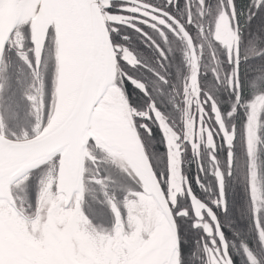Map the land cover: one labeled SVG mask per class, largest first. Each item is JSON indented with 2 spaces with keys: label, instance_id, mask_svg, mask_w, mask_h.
I'll use <instances>...</instances> for the list:
<instances>
[{
  "label": "snow or ice",
  "instance_id": "snow-or-ice-1",
  "mask_svg": "<svg viewBox=\"0 0 264 264\" xmlns=\"http://www.w3.org/2000/svg\"><path fill=\"white\" fill-rule=\"evenodd\" d=\"M178 3L41 0L36 19L21 13L0 29V208L36 239L53 227L67 235L77 264H234L224 229L236 234L228 178L241 148L254 237L239 248L246 264H261L264 179L252 158L264 124V39L245 28L264 0H249L246 15L236 0H184L182 14ZM136 34L155 66L131 45ZM177 42L187 74L170 81ZM24 109L31 123L20 122ZM195 122L208 133L200 140Z\"/></svg>",
  "mask_w": 264,
  "mask_h": 264
},
{
  "label": "trees",
  "instance_id": "trees-1",
  "mask_svg": "<svg viewBox=\"0 0 264 264\" xmlns=\"http://www.w3.org/2000/svg\"><path fill=\"white\" fill-rule=\"evenodd\" d=\"M209 3L215 5V0H209ZM249 8H251L249 0H236L237 12H243L246 15ZM177 10L180 14L183 13L184 0H179ZM253 11H256V15L252 18L251 23L245 28V36L247 37L251 34H256L264 39V22H262L264 21V8H260L258 10L253 9ZM245 15L240 16L241 23H244ZM141 39L142 38L138 34L132 35L131 45L134 47L135 51L142 55L145 63L155 66V53L151 49L145 48L140 42ZM174 47L173 54L169 57L168 64L166 65L170 81H178L179 78L187 74V68L185 67L184 61L181 57L180 43L177 42ZM133 71L134 74H147L144 69H134ZM210 75L211 74L209 73L208 77H202V79L207 80L210 78ZM170 86L171 85H169V87ZM177 86L179 87V84ZM220 97L221 99H226L223 92L220 93ZM176 98L177 97L174 93L165 90L164 99L166 102L175 101ZM261 119L264 120V116H262ZM20 122L24 124L31 123V117L28 115L27 109L22 111ZM258 138L260 143L257 151V166L261 179H264V124H262L259 128ZM248 159L249 158L244 155L242 148L238 150L233 176L228 178V194L230 200L234 201V211L236 213L238 223L233 225L236 233L235 235L233 232H230L228 228L224 229V233L232 243L230 251L233 252L234 264H246L245 257L239 248L241 240H245L250 246H253L254 232L250 229L249 218L246 215L247 195L245 192V186L242 185V177H244L246 166L249 164ZM194 165H196V162L190 156L186 157L185 167L188 175H194ZM30 192L32 194L35 193L34 187L30 189ZM257 254L261 259V264H264V252L259 251L257 248ZM193 264H199V261H194Z\"/></svg>",
  "mask_w": 264,
  "mask_h": 264
},
{
  "label": "bare ground",
  "instance_id": "bare-ground-1",
  "mask_svg": "<svg viewBox=\"0 0 264 264\" xmlns=\"http://www.w3.org/2000/svg\"><path fill=\"white\" fill-rule=\"evenodd\" d=\"M37 3H40V0H28V3L22 6L21 13L34 19ZM3 185L7 193V187ZM54 208L55 203L51 205L49 212ZM88 254L95 257L91 250ZM138 254L144 253L141 251ZM77 260L67 235L56 232L53 227L44 233L43 239H36L28 234L19 217L14 213L9 215L7 205L0 208V264H77Z\"/></svg>",
  "mask_w": 264,
  "mask_h": 264
},
{
  "label": "water",
  "instance_id": "water-1",
  "mask_svg": "<svg viewBox=\"0 0 264 264\" xmlns=\"http://www.w3.org/2000/svg\"><path fill=\"white\" fill-rule=\"evenodd\" d=\"M0 5H3V7L0 8V29H3L4 27L9 25L10 20H12L16 15L21 14L22 5L20 2H18V0L17 2H13L11 4H8L6 0H0ZM37 16L38 14H36L34 19H36ZM5 143H7V141H5L3 137H0V150L3 149ZM141 155H142V150H141ZM19 158L20 157L18 156V154L15 153L7 154V159L9 161H16ZM69 183L71 184V178L69 179ZM3 186H4L3 182L0 181V195H8V193H5ZM8 199L9 200L11 199L10 195L8 196Z\"/></svg>",
  "mask_w": 264,
  "mask_h": 264
},
{
  "label": "rangeland",
  "instance_id": "rangeland-1",
  "mask_svg": "<svg viewBox=\"0 0 264 264\" xmlns=\"http://www.w3.org/2000/svg\"><path fill=\"white\" fill-rule=\"evenodd\" d=\"M196 123V127L195 129L193 130V134L196 135L197 139L200 140L202 137H206L208 135L207 131L205 129H203L198 122H195ZM261 127V126H260ZM259 139V138H258ZM249 158V157H248ZM253 162L256 166V168L258 169V166H257V151L254 152V155H253ZM248 162H249V159H248ZM23 191L22 188L19 189L18 191V198H23V196L20 194L21 192ZM49 204H50V207L52 204H54L53 201H48ZM49 207V209H50ZM23 221V220H22ZM23 224L25 225V222L23 221Z\"/></svg>",
  "mask_w": 264,
  "mask_h": 264
},
{
  "label": "flooded vegetation",
  "instance_id": "flooded-vegetation-1",
  "mask_svg": "<svg viewBox=\"0 0 264 264\" xmlns=\"http://www.w3.org/2000/svg\"><path fill=\"white\" fill-rule=\"evenodd\" d=\"M193 168H194V174H195V171H196V165H194V167H193ZM188 176H189V178H191V177H192V176H191V174H189ZM20 194L23 196V191H22ZM31 195H33V196H34V195H35V193H33V194L31 193ZM34 228H35V225H34Z\"/></svg>",
  "mask_w": 264,
  "mask_h": 264
}]
</instances>
